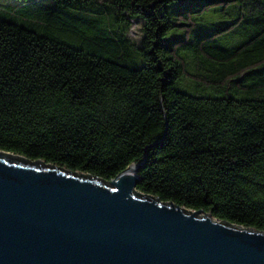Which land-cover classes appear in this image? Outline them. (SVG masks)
I'll list each match as a JSON object with an SVG mask.
<instances>
[{
    "label": "trees",
    "instance_id": "obj_1",
    "mask_svg": "<svg viewBox=\"0 0 264 264\" xmlns=\"http://www.w3.org/2000/svg\"><path fill=\"white\" fill-rule=\"evenodd\" d=\"M48 24L0 17L1 150L108 181L135 163L137 191L264 231V0H53Z\"/></svg>",
    "mask_w": 264,
    "mask_h": 264
},
{
    "label": "water",
    "instance_id": "obj_2",
    "mask_svg": "<svg viewBox=\"0 0 264 264\" xmlns=\"http://www.w3.org/2000/svg\"><path fill=\"white\" fill-rule=\"evenodd\" d=\"M0 149V264H264V231Z\"/></svg>",
    "mask_w": 264,
    "mask_h": 264
},
{
    "label": "rangeland",
    "instance_id": "obj_3",
    "mask_svg": "<svg viewBox=\"0 0 264 264\" xmlns=\"http://www.w3.org/2000/svg\"><path fill=\"white\" fill-rule=\"evenodd\" d=\"M98 1L102 2L104 0ZM52 4L53 0H0V17L24 25L36 31L38 34L44 35L50 32L48 17L49 7ZM101 5L102 4L99 3L95 4V6ZM51 27L52 31H54L58 36L62 37L63 40L77 43L78 37H75L74 32H72L70 29L67 31L65 30L64 26H61L60 24H53ZM80 30L83 32L86 31V29H83V27H80ZM141 32V23L138 21H133L132 27L130 29V36L138 41L141 38ZM87 35L90 36L91 33L87 32ZM239 41L240 38H223L221 43L225 45H235ZM179 87L185 89L180 83Z\"/></svg>",
    "mask_w": 264,
    "mask_h": 264
}]
</instances>
